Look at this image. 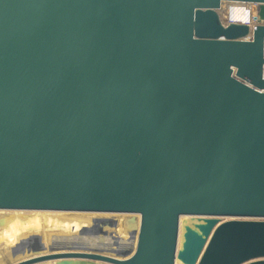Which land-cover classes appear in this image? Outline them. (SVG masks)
<instances>
[{
    "label": "water",
    "instance_id": "water-1",
    "mask_svg": "<svg viewBox=\"0 0 264 264\" xmlns=\"http://www.w3.org/2000/svg\"><path fill=\"white\" fill-rule=\"evenodd\" d=\"M263 69L264 0H0V210L139 216L125 259L1 261L264 264Z\"/></svg>",
    "mask_w": 264,
    "mask_h": 264
},
{
    "label": "bare ground",
    "instance_id": "bare-ground-1",
    "mask_svg": "<svg viewBox=\"0 0 264 264\" xmlns=\"http://www.w3.org/2000/svg\"><path fill=\"white\" fill-rule=\"evenodd\" d=\"M222 2H221V6L213 10L218 17H222V12H223ZM236 5L241 6L242 3L234 2V6ZM238 7L235 9L230 8V10L226 12L229 14L228 15L229 20L232 22L243 23V24L250 21L252 18V14H253L252 10H249L247 8L240 9ZM232 14H235L239 18L235 20ZM262 74L264 77V69H263ZM29 213L30 214L32 213L33 215L39 214L41 217V221L43 218V221L49 220L50 224L48 223L49 225H47L46 223L43 222L40 229L38 230L28 229L31 223L35 224V222L39 220L38 219L39 217L37 216L31 218V220L28 217L25 218V216L28 215ZM108 214H111V213L62 212V211H49V210H0V232H2L5 235L3 238L4 239L6 238L5 239L6 241L4 240L5 242L3 241L0 243V247L3 248V251H1V256H2L1 260H4L7 258L6 263H8V262L17 260V258L21 259L25 256H30L31 254H35L36 252H39V251L35 252V243H37L40 246V253L41 252L48 253L50 250V247L60 248L64 246H74L76 243L86 244V245L91 244L94 246L96 245L103 249H109L115 246L112 249V251H114V249L117 250V248H120L121 246L125 245V244H122V240H126L127 233H128L127 231L131 227L132 229H134V233H135L134 235L135 237L133 240V244L135 245L136 232L138 229V219H139L138 215H134L136 217L135 221H130L129 215L131 214H126V215H123L124 213L113 214V215L119 214L118 215L119 217H117L118 219L117 218L111 219L108 222L109 228L113 227L114 229L111 247L109 243H111L110 236L113 230L112 231L108 230L107 227L104 225V223L98 224V227L99 226L101 227V229L99 227L101 232L99 230L97 232L98 234H96V237H92L93 240L92 239L91 240L94 241L93 243H91L90 241L78 242L76 239L72 238L73 236L70 235L71 232L72 233L75 232L73 235L81 234V233H91V231H93L92 227L96 225L98 221H101L102 217L110 216ZM60 217H64L65 219L69 217V220L67 219L61 220ZM181 219L182 217L180 218V220ZM113 223H114V226H112ZM28 232H31L32 234H28ZM102 233H103V236H102ZM15 239H17V242H15V244H11L13 243ZM81 248L88 250V248H86L85 246ZM22 254H25V255L21 256ZM101 254H105V253H101ZM32 257H35V256H32ZM113 257H115L116 259H125V257L124 258L122 257V254L120 251L116 254V256H113ZM1 260H0V264H6V263L1 262ZM45 263L53 264L54 262L52 260H48V261H45ZM96 263L111 264L107 262H96ZM175 263L182 264L177 259H175L174 264Z\"/></svg>",
    "mask_w": 264,
    "mask_h": 264
},
{
    "label": "rangeland",
    "instance_id": "rangeland-1",
    "mask_svg": "<svg viewBox=\"0 0 264 264\" xmlns=\"http://www.w3.org/2000/svg\"><path fill=\"white\" fill-rule=\"evenodd\" d=\"M229 14L228 13H226V16H228ZM233 15V17L235 18V20L237 19V18H239L238 16H236L235 14H232ZM108 215H110V216H107V217H102L101 218V221H98V223L96 224V225H94L93 227H92V230L93 231H91V233H81V234H75V235H73L75 232H71V234L70 235H73V239H76L78 242H81V241H90L91 243H93L94 241H92L93 240V238L92 237H96V234H98L97 232H98V228L100 227H98V224H100V223H104V225L107 227L108 226V222L111 220V219H114V218H117V217H119L118 215L119 214H116V215H113V214H108ZM123 215H126V214H123ZM137 215V214H136ZM31 216V217H30ZM39 217L38 219L39 220H37L36 222H35V224L34 223H31L30 224V226H29V228L28 229H33V230H38V229H40V227H41V225L43 224V222L44 223H46L47 225H49L50 224V221L49 220H44L43 221V218H42V221H41V217H40V215L39 214H28V215H26L25 216V218H29L30 220H31V218H33V217ZM130 216H132V214L131 215H129V217ZM61 218V220H69V217L68 218H64V217H60ZM118 219V218H117ZM120 219V218H119ZM226 218H222L221 220H225ZM40 221V222H39ZM48 221V222H47ZM49 223V224H48ZM31 226H33V227H31ZM102 226V225H101ZM110 231H112L111 232V236H110V239H111V243H109L110 244V247L112 246V240H113V233H114V229H113V227L112 228H110L109 229ZM76 232H78V231H76ZM128 232V231H127ZM28 234H32L31 232H28ZM34 234V233H33ZM37 234V233H36ZM135 235V233H134V231L131 233V234H129V233H127V238H126V240H122V244H125V245H123V246H121L120 248H117V250H119L120 252L122 251V257L124 258H126L127 256H129L131 253H132V250L134 249V244H133V240H134V236ZM0 243L1 242H3L5 239L3 238L5 235L2 233V232H0ZM102 236H103V233H102ZM92 239V240H91ZM2 240V241H1ZM6 241V240H5ZM4 241V242H5ZM121 241V240H120ZM119 241V242H120ZM15 242H17V239H15L14 241H13V243H11V244H15ZM74 246H77V247H83V246H85L86 248H88V250H94V248H98V252L99 253H105V254H107V255H110V256H116V254L119 252V251H117L116 249H114V251H112V249L115 247V246H113L112 248H109V249H103V248H101V247H99V246H94V245H91V244H75ZM130 246V247H129ZM65 247V246H64ZM124 247V248H123ZM35 248H38L37 250H39V252H40V246L37 244V243H35ZM123 248V249H122ZM126 248V250H124ZM111 250V251H110ZM1 251H3V248H1L0 247V260H1ZM109 252H111V253H109ZM115 252V253H114ZM2 262V261H1ZM101 264V263H100ZM175 264H179V263H175Z\"/></svg>",
    "mask_w": 264,
    "mask_h": 264
},
{
    "label": "built area",
    "instance_id": "built-area-1",
    "mask_svg": "<svg viewBox=\"0 0 264 264\" xmlns=\"http://www.w3.org/2000/svg\"><path fill=\"white\" fill-rule=\"evenodd\" d=\"M234 2L235 1H223L222 2V17H218L219 20L221 21V23L223 25H227L228 23H236V22H232L229 20L228 16H226V12L230 10V8L232 9H235L237 8H240V9H243V8H247L249 10H252L253 14H252V18L250 21H248L247 23H244L246 25L249 26L250 29H252L255 25V16H256V9H257V4L255 3H250V2H241L242 5H236L234 6ZM220 6H221V3H220Z\"/></svg>",
    "mask_w": 264,
    "mask_h": 264
}]
</instances>
